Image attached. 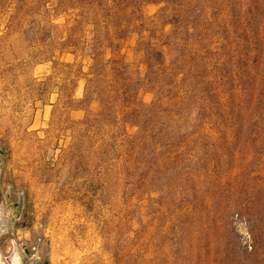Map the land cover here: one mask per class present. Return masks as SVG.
Instances as JSON below:
<instances>
[{
  "label": "rangeland",
  "instance_id": "obj_1",
  "mask_svg": "<svg viewBox=\"0 0 264 264\" xmlns=\"http://www.w3.org/2000/svg\"><path fill=\"white\" fill-rule=\"evenodd\" d=\"M149 1L143 21L167 33L158 21L163 4ZM56 2L0 0V264L9 257L15 264H224L213 245L226 236L221 209L264 188V158L240 171L232 149L227 156L224 125L205 116L192 122L193 113L183 115L170 153L158 140L170 125L162 113L140 135L123 121L125 110L85 122L100 110L94 94L78 102L84 80L76 71L87 72L90 62L63 43L93 26L78 25L73 2L65 11ZM135 25L116 56L141 80ZM170 59L167 52L168 69ZM234 70L231 62L221 73ZM154 99L150 86L140 87L137 100Z\"/></svg>",
  "mask_w": 264,
  "mask_h": 264
},
{
  "label": "trees",
  "instance_id": "obj_2",
  "mask_svg": "<svg viewBox=\"0 0 264 264\" xmlns=\"http://www.w3.org/2000/svg\"><path fill=\"white\" fill-rule=\"evenodd\" d=\"M145 1L150 2H56L63 11L73 2L80 17L78 25L93 26L88 36L68 37L63 43L73 46V54L85 52L83 56L90 62L87 72L81 65L76 71V77L84 80L83 97L78 102L94 94L100 110L85 122H108L115 119L118 109L125 110L123 121L138 127L140 135L156 114L162 113L170 125L158 140L170 153L173 148L177 150L172 140L178 124L187 122L183 115L193 113L192 122L205 116L224 125L229 132L225 145L240 162V171L253 157L264 158V0H159L163 6L158 21L170 26L167 33L160 34L154 21H149L151 27L143 21ZM133 24L139 34L136 47L143 54L142 81L133 78L129 65L116 56ZM212 44L215 48H210ZM167 52L172 60L169 69L163 66ZM107 53L109 58H105ZM184 59L186 63L179 67L178 62ZM231 62L234 72L223 75L222 68ZM179 74L177 82L175 76ZM144 85L155 93L148 105L137 100ZM74 103L68 93L66 106ZM142 135L141 139L151 137ZM256 192L244 202L233 201L221 209L226 236L213 239V245L224 264H230L233 258L235 264H264V200L258 196L264 188L259 185ZM233 230L234 240L230 237Z\"/></svg>",
  "mask_w": 264,
  "mask_h": 264
},
{
  "label": "bare ground",
  "instance_id": "obj_3",
  "mask_svg": "<svg viewBox=\"0 0 264 264\" xmlns=\"http://www.w3.org/2000/svg\"><path fill=\"white\" fill-rule=\"evenodd\" d=\"M7 260H8V262H9L10 264H15V262L12 261L11 257H9Z\"/></svg>",
  "mask_w": 264,
  "mask_h": 264
}]
</instances>
